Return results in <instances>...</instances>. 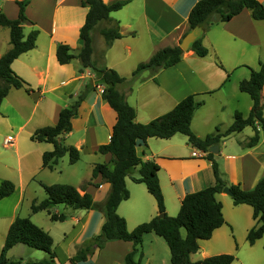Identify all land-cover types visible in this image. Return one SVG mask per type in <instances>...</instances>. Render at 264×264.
Here are the masks:
<instances>
[{
	"label": "crops",
	"instance_id": "1",
	"mask_svg": "<svg viewBox=\"0 0 264 264\" xmlns=\"http://www.w3.org/2000/svg\"><path fill=\"white\" fill-rule=\"evenodd\" d=\"M199 1L103 0L108 6L126 3L121 10L110 14L112 20L119 22L123 38L115 40L109 48L105 39L100 38L94 45L92 58L98 67L115 70L126 78L119 90L135 109L137 123L148 124L172 111L186 97L195 95L202 105L194 114L191 128L199 138L204 139L219 126L224 133L233 124L236 112L244 117L252 112L253 101L248 94L240 91L239 85L250 78L252 70H259L260 62L264 61V21L255 20L252 12L244 9L229 22L213 24L205 33L203 45L208 49L206 57H199L189 50L179 64L156 73L148 70L132 79L137 67L149 61L156 52L180 45L189 30V15ZM82 2L0 0V14L9 20L18 19L19 4L25 5L28 19L23 25L25 38L33 31L39 32L36 47L12 64L14 72L29 84L31 93L25 89H12L0 107V142L4 150H12L7 154L0 152V185L3 181H11L15 185V192L1 200L12 204L10 218L5 225L6 236L11 224L20 215L27 194H32L31 184L35 178L47 173L50 178L58 172L57 165L53 170L43 167L44 153L53 151L54 146L32 141L37 129L56 125L60 112L71 107L75 99L86 92L78 116L72 120V131L63 136L64 143L77 148L82 156L96 158L100 154L99 147L111 140L117 114L103 98L105 87L97 85L94 71L83 68L78 60L61 65L57 59L59 45L68 46L75 55L82 49L80 33L89 12V7ZM261 2L264 5V0ZM110 26L107 23V27ZM11 48L10 30L0 27V58ZM262 99L264 113V88ZM254 135L255 130L247 127L242 132L223 138L217 145L218 153L214 154L223 180L228 185H240L245 191L255 189L264 177V133L261 129L258 145L246 147ZM136 151L142 161H154L159 166L158 178L166 213L170 217L179 214L186 195L211 187L216 182L213 162L207 159L205 152L193 147L185 135L177 134L166 140L150 138L146 143L139 144ZM103 156L104 163H87L86 177L77 184H71L81 194H91L97 203L107 199L111 186L101 177L92 179L93 169L97 164H107L111 169L114 167L112 156ZM138 177L139 168H136L126 178L130 197L117 209V213L126 220L129 231L159 215L157 202L147 187L132 180ZM44 182H39L41 187L47 185ZM53 183L48 182V185ZM228 196L224 192L216 196L223 205V215L225 207L230 209L233 205L232 214L244 216V229L249 233L257 226L253 208L236 206L231 196V201H227ZM34 202L37 200L31 198L30 209ZM59 207L51 212L61 214ZM225 221V225L217 229L212 237L225 234L223 228L229 224L227 218ZM64 223L71 224V230L64 234V241H68L65 258L70 260L86 241L101 234L105 218L96 210H73L72 216H68ZM163 242L166 243L155 234H146L135 260L141 264H154L150 250L155 245L163 246ZM133 250L131 242H108L89 263L125 264L127 255ZM214 255L204 251L201 260ZM193 256L192 260L197 261Z\"/></svg>",
	"mask_w": 264,
	"mask_h": 264
},
{
	"label": "trees",
	"instance_id": "2",
	"mask_svg": "<svg viewBox=\"0 0 264 264\" xmlns=\"http://www.w3.org/2000/svg\"><path fill=\"white\" fill-rule=\"evenodd\" d=\"M82 3L89 7V12L80 33L81 51L75 55L68 46L59 45L56 54L61 65L78 60L83 68L92 69L97 78V85L105 87L102 94L104 100L117 114L109 144L98 149V153L112 156L114 167L111 169L107 164H97L92 174V179L101 177L102 180L110 184L111 190L104 202L97 203L91 194H81L72 185L43 184L46 198L40 203H33L32 213L46 211L53 222H65L68 219L66 214L51 212L53 208L61 205L73 210H96L103 214L105 223L101 234L86 241L70 258V264L89 263L90 259L108 242L114 241L133 243L134 250L127 255L125 264H141L135 260V256L142 246L146 234H155L166 241L171 253V264H233L236 258L231 254L212 256L197 262H193L191 256L200 250V241L210 240L213 233L225 225L223 205L216 196L222 193L226 187L231 191L234 205H248L253 208V218L257 221V226L248 233L249 244L254 245L264 236V177L251 191L243 190L240 185H228L221 176L214 154L210 152V149L218 145L223 138L242 132L247 127H252L255 130V135L246 143V147L253 148L260 142V129L264 133L262 99L264 61L260 62L259 70H252L250 78L241 81L239 85L240 91L248 94L253 101L252 112L248 117L236 112L233 124L224 133L217 128L213 134L201 139L192 131L191 123L194 114L202 105L196 100L195 95L186 97L172 111L150 123L140 124L136 122L135 109L128 104L126 95L119 90V87L126 82V78L115 70L98 67L92 58L94 52L92 35L101 23L111 24L110 27L100 30L107 48L115 40L123 38L119 22L112 20L110 14L121 10L126 3L118 2L110 6L106 5L103 0H83ZM19 5L20 12L16 20H9L5 15L0 14V27L10 30L12 45V48L0 58V107L12 89H25L27 93L32 91L29 84L12 69V64L17 58L36 47L39 35L38 31H33L25 38L23 25L28 19L25 14V5L22 3ZM244 9L250 10L255 20L264 21V5L261 0L199 1L189 15V30L183 36L184 38L197 28L203 29L197 34L190 50L199 57H206L208 49L203 45L205 33L213 24L229 22ZM184 53L180 45L161 49L149 61L141 63L137 67L133 72L132 79L148 70L156 73L169 69L182 62ZM85 96L86 92L78 97L74 105L63 109L56 125L39 128L33 133L32 141L46 142L54 146L53 151L45 152L43 155L44 168L53 170L66 155H69L71 164H76L80 160L81 152L74 146H67L64 143V138L59 139V135L65 136L72 131V120L78 116ZM177 134L185 135L193 147L207 154V159L213 162L216 182L211 187L186 195L179 214L176 217H170L166 213L164 195L158 178L160 168L154 161H142L137 155L136 149L139 144L146 143L150 138L166 140ZM136 168H139V177L132 178V180L147 187L148 192L157 202L159 215L149 222L140 224L133 231H129L126 220L117 213V209L123 201L130 197L126 178ZM14 192V183L3 181L0 185V201L11 196ZM183 231H185V235H183ZM17 245H25L34 250L44 251L49 255L48 259L38 262L30 261L27 264H55L56 253L53 237L29 218L17 217L11 224L0 253V264H23V260L8 259L9 251Z\"/></svg>",
	"mask_w": 264,
	"mask_h": 264
},
{
	"label": "rangeland",
	"instance_id": "3",
	"mask_svg": "<svg viewBox=\"0 0 264 264\" xmlns=\"http://www.w3.org/2000/svg\"><path fill=\"white\" fill-rule=\"evenodd\" d=\"M107 23L103 22L98 26V29L93 33V47L95 43L101 39L104 40V37L101 35V29L106 28ZM78 99V98H77ZM77 100L75 99V102ZM72 103V105L75 104ZM221 128V126H219ZM217 127V128H219ZM216 128V129H217ZM216 131V130H215ZM214 131V132H215ZM221 131V130H220ZM12 150H4L3 144L0 142V152L1 153H10ZM104 163V156L98 154L96 158H92L89 155H81L80 160L77 162V165L70 163L69 155L63 157L59 163L57 164L58 172L57 174H53L52 177L48 178V173L46 176H40L35 178L34 182L31 184L32 194H27L26 199L20 208L19 216L21 218H29L34 224L42 228L46 232H51L54 236L55 240V251L56 259L55 264H70L69 260L65 258L66 249L68 241H64L65 233L71 230L70 223L64 222H53L46 212H40L38 214H33L30 209L31 198L37 200V202H41L46 198L45 191L43 187H41V180L45 181L44 183L48 185L49 183L54 184H77L82 178L86 177V167L87 163L91 162ZM73 186V185H72ZM226 198V197H225ZM16 199V198H15ZM227 201H231V197L226 198ZM16 201V200H14ZM12 202V201H11ZM11 203H4L0 201V253L4 246L6 235H5V225L7 221H9L10 213H11ZM57 210V209H56ZM61 214H66L68 216H72L73 209L68 208L66 206L61 205L58 209ZM232 210L234 211V206L232 205L230 209L225 207L224 214L225 220L227 218L229 224L224 227L225 234H219L218 236L212 237L211 240L200 241V251L197 254H194L193 258L197 261H200L202 258V253L207 251L211 254H216L214 256H218L217 253L223 254H231L234 255L236 260L233 264H264V237L257 241L254 246H250L247 242V231L244 229L245 218L244 216H234L232 214ZM76 211V210H75ZM71 212V213H70ZM185 235V231H183ZM226 235V237H225ZM144 241V240H143ZM163 246L155 245L150 250L153 263L154 264H171L170 263V252L168 246L165 242H163ZM142 246L141 248L143 247ZM54 248V249H55ZM25 251V252H24ZM33 255H29V254ZM21 256V257H20ZM49 255L44 251L34 250L25 245H18L14 252H11L8 255V259L15 260H23L24 264L27 262H38L44 259H48ZM192 260V258H191ZM193 262H197L192 260Z\"/></svg>",
	"mask_w": 264,
	"mask_h": 264
},
{
	"label": "water",
	"instance_id": "4",
	"mask_svg": "<svg viewBox=\"0 0 264 264\" xmlns=\"http://www.w3.org/2000/svg\"><path fill=\"white\" fill-rule=\"evenodd\" d=\"M203 29L202 28H197L194 31H191L190 33H188L183 39L182 42L180 44L181 49L184 52H188L191 48V45L195 42L196 38H197V34L199 32H202ZM63 135H59V139H62ZM210 152L213 154H217L218 153V146H214L210 149ZM223 192L229 196H232L231 191L228 187H226Z\"/></svg>",
	"mask_w": 264,
	"mask_h": 264
},
{
	"label": "built area",
	"instance_id": "5",
	"mask_svg": "<svg viewBox=\"0 0 264 264\" xmlns=\"http://www.w3.org/2000/svg\"><path fill=\"white\" fill-rule=\"evenodd\" d=\"M104 92V90L102 91V93Z\"/></svg>",
	"mask_w": 264,
	"mask_h": 264
}]
</instances>
